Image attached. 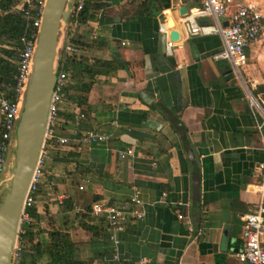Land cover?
Returning a JSON list of instances; mask_svg holds the SVG:
<instances>
[{"label": "crops", "instance_id": "1", "mask_svg": "<svg viewBox=\"0 0 264 264\" xmlns=\"http://www.w3.org/2000/svg\"><path fill=\"white\" fill-rule=\"evenodd\" d=\"M103 1L106 12L85 25L71 22L67 39L91 45L80 56L128 68L98 78L84 112L64 101L56 132L70 143L50 151L33 214L34 231L43 232L34 243L50 242L52 217L71 234L81 264H241V218L257 200L256 167L264 161V45L247 49L239 77L230 62L214 60L219 34L186 25L216 26L196 14L199 0ZM244 2L264 15V0ZM183 6L188 18L180 16ZM174 31L180 38L169 53ZM87 130L109 140L83 145ZM136 193L145 216L127 223L116 246L105 219L87 209ZM31 260L50 264L28 250Z\"/></svg>", "mask_w": 264, "mask_h": 264}, {"label": "built area", "instance_id": "2", "mask_svg": "<svg viewBox=\"0 0 264 264\" xmlns=\"http://www.w3.org/2000/svg\"><path fill=\"white\" fill-rule=\"evenodd\" d=\"M200 6L196 9L199 17H208L215 21L216 26L199 27L192 21L193 33H215L219 34L222 40V48L214 55L216 61H228L233 71L241 77V69L247 64V49L252 45H264V15L257 5H249L244 0H199ZM47 0H22L15 11L20 13L27 23L25 35L21 38L23 49L19 54L17 67V100L9 101L0 96V122L3 131L0 139V177L6 161L7 153L13 145L14 134L19 121L23 99L31 76L34 55L37 47L39 30ZM85 0H76L73 17H77L83 10ZM228 17L225 26L223 20ZM73 25L78 26L77 23ZM97 38L96 35L93 36ZM174 43L167 42L169 53H172ZM81 49L75 46L66 38L60 50L61 60L57 81L49 109L45 141L41 149L37 166L27 190L18 233L13 249L11 264H24L25 240L27 226L33 223V212L36 199L43 183L48 162L51 159V149L67 146L70 139L65 136H58L57 127L60 121V112L65 101L64 95L70 83V74L64 70V59L68 56L79 55ZM261 128V127H260ZM109 140L95 130H87L80 136V143L93 145L104 143ZM130 149L125 155H132ZM259 177L253 189L257 200L253 203L251 211L242 216L243 223V244L236 253L241 264H264V161L256 167ZM83 190V187H80ZM91 214L95 217H103L107 223L108 230L112 235L115 245H118L116 235L122 232L130 221L143 220L145 212L143 202L138 193L125 203L105 204L94 203ZM179 219L184 221L190 231H193L191 222L181 213L177 214Z\"/></svg>", "mask_w": 264, "mask_h": 264}, {"label": "water", "instance_id": "3", "mask_svg": "<svg viewBox=\"0 0 264 264\" xmlns=\"http://www.w3.org/2000/svg\"><path fill=\"white\" fill-rule=\"evenodd\" d=\"M75 5L76 0H47L44 8L14 142L0 177V264L12 263L24 199L45 141L50 104L60 67V50L67 38ZM179 13L185 18L190 16L186 6ZM186 25L191 28L192 22L187 21ZM179 38L177 31L170 34L171 42ZM190 157L195 165L191 151ZM195 176L197 187L199 178L197 174Z\"/></svg>", "mask_w": 264, "mask_h": 264}, {"label": "trees", "instance_id": "4", "mask_svg": "<svg viewBox=\"0 0 264 264\" xmlns=\"http://www.w3.org/2000/svg\"><path fill=\"white\" fill-rule=\"evenodd\" d=\"M22 0H0V96H4L11 102L17 100V67L19 54L23 49L21 38L25 35L27 23L23 16L16 12L15 7ZM108 3L103 0H85L83 10L71 22L78 26L85 25L88 22L97 21L101 12H106ZM71 42L80 49L91 47L84 43L81 38H71ZM64 70L70 74V83L65 92V100L72 101L84 112L88 105L89 93L96 82L102 76H109L112 72L119 69H127L126 62L116 60H93L80 55L68 56L64 59ZM84 115V113H82ZM3 131L0 122V139ZM92 210L88 208L87 211ZM35 208L32 210L34 214ZM52 228L50 229L48 244L34 243L36 235L43 231L38 229L34 231L35 226H27L24 235L25 257L28 250L35 253L36 256L48 255L50 264H81L75 255V243L72 241L71 234L68 231H62L53 224L52 217H49ZM53 224V225H52ZM29 264H36L31 260Z\"/></svg>", "mask_w": 264, "mask_h": 264}, {"label": "rangeland", "instance_id": "5", "mask_svg": "<svg viewBox=\"0 0 264 264\" xmlns=\"http://www.w3.org/2000/svg\"><path fill=\"white\" fill-rule=\"evenodd\" d=\"M264 4V2H262ZM262 10L264 12V6H262ZM260 104V103H259ZM259 106V105H258ZM261 110V107L259 108Z\"/></svg>", "mask_w": 264, "mask_h": 264}]
</instances>
